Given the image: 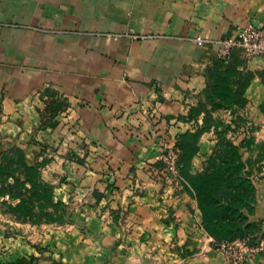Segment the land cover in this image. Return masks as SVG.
Wrapping results in <instances>:
<instances>
[{
  "label": "crops",
  "instance_id": "1",
  "mask_svg": "<svg viewBox=\"0 0 264 264\" xmlns=\"http://www.w3.org/2000/svg\"><path fill=\"white\" fill-rule=\"evenodd\" d=\"M248 24L264 26V0H0L4 128L39 148L63 149L49 170L62 179L57 198L77 212L68 232L5 242L1 264H150L153 252L169 248L185 264H231L213 249L197 200L164 175L159 156L166 134L203 123L204 113L186 118L204 101L206 70L217 58V46L184 38H228ZM240 69L254 73L241 110L264 122V58ZM45 89L66 107L55 127L47 121L34 132ZM215 112L233 127L241 113ZM213 133L202 135L199 150L208 152L193 163L208 159ZM252 178L251 235L264 236V166Z\"/></svg>",
  "mask_w": 264,
  "mask_h": 264
},
{
  "label": "trees",
  "instance_id": "2",
  "mask_svg": "<svg viewBox=\"0 0 264 264\" xmlns=\"http://www.w3.org/2000/svg\"><path fill=\"white\" fill-rule=\"evenodd\" d=\"M245 60L241 51L235 49L228 60L217 57L207 68L205 99L192 107L186 118L197 121L204 113L203 123L194 131L180 133L177 138L181 150L179 179L198 202L204 231L218 242L258 237L251 235L256 226L250 217L257 204L252 167L264 161V144H255L253 137L237 144L227 133L240 127L238 116L233 127L214 118L212 113L222 108L235 112L246 107V91L254 73L240 69ZM43 97H46L43 125L50 121L49 125L55 127L54 117L66 107V102L56 98L49 89L43 91ZM212 129L217 142L204 170L193 173L192 161L199 152V140ZM257 146L260 150L254 157H244V149L254 152ZM46 162L45 158L30 157L26 148L16 143L9 144L0 153V205L18 220L39 224L64 222L71 216L68 204L55 196L56 185L42 176Z\"/></svg>",
  "mask_w": 264,
  "mask_h": 264
},
{
  "label": "rangeland",
  "instance_id": "3",
  "mask_svg": "<svg viewBox=\"0 0 264 264\" xmlns=\"http://www.w3.org/2000/svg\"><path fill=\"white\" fill-rule=\"evenodd\" d=\"M109 35H112V37L116 38V37L120 36L121 34H109ZM130 36L136 37V38L149 37V35H137V34H130ZM152 36H156V35H152ZM195 38L196 37H185L184 39L194 42ZM40 94L42 96L43 91H40ZM38 111H39V115L42 116L43 109H38ZM219 111H217V112H219ZM221 111L225 112L224 110H221ZM237 111L241 112V113L237 114V116H238L237 120L240 122V127L236 130H233V128H232L230 131H228V133H227L228 138H230L231 140H233L234 142L239 144L244 139H247L249 137H253V138H255V144H264V138L262 136V133H263L262 124H264V122H262L260 120L258 122L252 121V119H250L248 117V115L245 114V112H243L241 109H237ZM213 115H215L214 118H216L218 120L226 119L225 117H223L222 112H220V113L215 112V114H213ZM6 120L7 119L3 117L2 109L0 107V153H1V151L7 149L9 147V144L16 143V144L22 146L23 148H26L28 155L30 157H38L39 160H42L45 158L47 160V162L42 167V176L46 181H50L56 185L55 196L57 198L56 189L58 187L59 182L62 179L58 177V174H55V173H53V171L49 170V168H51L52 165L54 164V160L56 159L55 156L61 154L60 152H58L59 149L61 150V152H63V149H61L59 147L47 148V146L45 148H39V146L37 145L38 142L33 137L27 138L25 135H23V136L14 135V134L8 132V130H6L4 128V123ZM40 121L42 122L43 120H40ZM228 124H230V123H228ZM42 125L43 124L38 123L34 127V132H35V130L37 131V130L42 129ZM176 131H177V133L175 134ZM185 131H187V130H185L181 127H177V129L175 130L174 133H169V134H166V136H164V138L160 142V146H161V143L164 139H172L174 137L178 138V135L180 133L185 132ZM210 131H212V130H210ZM210 131H208L206 133H209ZM212 136L213 137L211 140H214V144H212V146L214 147L216 142H217V135L214 132L212 134ZM30 143L35 145V147L30 149ZM63 147L64 146H62V148ZM254 148H255L254 152H251V151L244 149L243 150L244 156H246V154L253 155V156L255 154H257L258 150H260L259 146L254 147ZM70 150H71V148L68 149V151H70ZM71 151L73 152V150H71ZM199 152H200L201 156H203V155L205 156V154L208 151H204V150L202 151L201 147H200ZM160 156H159V162L161 164V170L163 171L164 175L167 176L170 180H174V182L179 181V178L173 179V177L169 174L168 170L165 169L163 162L160 160ZM201 156H199V157H201ZM263 159H264V157H263ZM193 161H194V158H193ZM193 161H192V170L194 172H201L206 167L208 159L206 158L205 161H203V163H202V160L198 161V162H194V163H193ZM263 166H264V161L262 163H260L259 166L254 164L252 167L253 172L255 173V172L261 171ZM57 199H59V198H57ZM88 200L92 203L94 201L91 199V197ZM67 206L69 208V212L71 213V216L69 217L68 220H66L64 222H51V223L43 222V223L36 224V223L30 222V221L18 220L16 217H14L12 214L8 213L0 205V251L2 250V248L6 247V244H4L5 242H8V243L12 242L13 239H16L18 236H23L26 240L31 241V238H34L36 236H38V237L44 236V234H46V233L47 234H51V233L53 234V232L55 233L58 231L68 232V230H66L65 228H69V225L72 224L76 220L75 215L77 212H76V208L74 205L68 204ZM119 212H120V210H119ZM118 215L121 216L120 214H118ZM123 216H125V214ZM149 258H150V264H185L184 259H183L184 256H183V254H181V251L177 248L164 249V252H162V251L161 252H153L149 256ZM0 264H1V261H0Z\"/></svg>",
  "mask_w": 264,
  "mask_h": 264
},
{
  "label": "built area",
  "instance_id": "4",
  "mask_svg": "<svg viewBox=\"0 0 264 264\" xmlns=\"http://www.w3.org/2000/svg\"><path fill=\"white\" fill-rule=\"evenodd\" d=\"M194 42L203 46L212 44L218 47V58L228 60L235 49H239L243 58L251 60L264 58V26L256 27L252 24L241 27L236 36L223 39H208L196 37ZM162 154L160 160L169 174L174 178H179V156L180 147L177 138L164 139L161 143ZM213 249L223 254L231 264H253L257 256H264V236H246L233 240L215 241Z\"/></svg>",
  "mask_w": 264,
  "mask_h": 264
}]
</instances>
